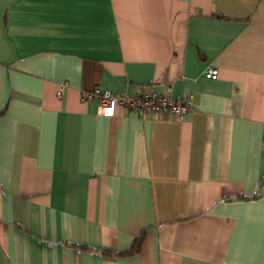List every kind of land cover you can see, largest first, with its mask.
Masks as SVG:
<instances>
[{
	"label": "crops",
	"instance_id": "0c3cea01",
	"mask_svg": "<svg viewBox=\"0 0 264 264\" xmlns=\"http://www.w3.org/2000/svg\"><path fill=\"white\" fill-rule=\"evenodd\" d=\"M0 264H264V0H0Z\"/></svg>",
	"mask_w": 264,
	"mask_h": 264
},
{
	"label": "built area",
	"instance_id": "2783aa9c",
	"mask_svg": "<svg viewBox=\"0 0 264 264\" xmlns=\"http://www.w3.org/2000/svg\"><path fill=\"white\" fill-rule=\"evenodd\" d=\"M207 78L216 79L217 71L214 68H209L205 72ZM64 86H61L57 91V96L60 97ZM84 98H97L101 106L108 107L112 105H120L132 112H138L142 115H151L154 112L162 114H171L182 120L190 106V96H180L173 98L168 95L157 94H134L123 95L120 93H112L103 90L99 87L94 88L91 92L85 93Z\"/></svg>",
	"mask_w": 264,
	"mask_h": 264
},
{
	"label": "trees",
	"instance_id": "16d2710c",
	"mask_svg": "<svg viewBox=\"0 0 264 264\" xmlns=\"http://www.w3.org/2000/svg\"><path fill=\"white\" fill-rule=\"evenodd\" d=\"M141 242H142V238H138L133 242L132 248L128 251L125 252H121V253H117V254H113V255H117V256H127V255H131L135 252H138L141 246ZM106 255H110V253L104 252Z\"/></svg>",
	"mask_w": 264,
	"mask_h": 264
}]
</instances>
